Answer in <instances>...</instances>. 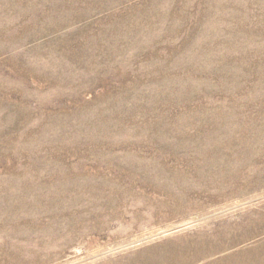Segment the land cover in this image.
Segmentation results:
<instances>
[{"label":"rangeland","instance_id":"rangeland-1","mask_svg":"<svg viewBox=\"0 0 264 264\" xmlns=\"http://www.w3.org/2000/svg\"><path fill=\"white\" fill-rule=\"evenodd\" d=\"M0 264H264V0H0Z\"/></svg>","mask_w":264,"mask_h":264}]
</instances>
